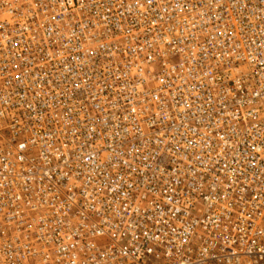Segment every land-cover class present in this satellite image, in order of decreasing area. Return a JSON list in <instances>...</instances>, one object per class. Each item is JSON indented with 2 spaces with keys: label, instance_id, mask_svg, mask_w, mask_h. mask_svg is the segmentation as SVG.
<instances>
[{
  "label": "built area",
  "instance_id": "built-area-1",
  "mask_svg": "<svg viewBox=\"0 0 264 264\" xmlns=\"http://www.w3.org/2000/svg\"><path fill=\"white\" fill-rule=\"evenodd\" d=\"M0 264H264V0H0Z\"/></svg>",
  "mask_w": 264,
  "mask_h": 264
}]
</instances>
